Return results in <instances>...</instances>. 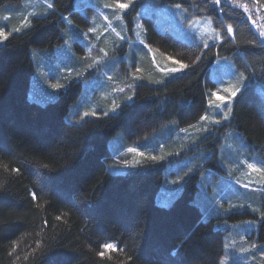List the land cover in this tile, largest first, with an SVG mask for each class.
Returning a JSON list of instances; mask_svg holds the SVG:
<instances>
[{
	"label": "trees",
	"instance_id": "trees-1",
	"mask_svg": "<svg viewBox=\"0 0 264 264\" xmlns=\"http://www.w3.org/2000/svg\"><path fill=\"white\" fill-rule=\"evenodd\" d=\"M24 1L0 0V19L10 17L3 28L10 35L0 45V264H219L226 233L216 226L215 218L204 219L196 202L203 192L199 183L212 174L210 168L224 175L215 150L220 138L221 147L225 145L228 132L242 135L245 153L264 157V96L257 90L258 84H264V41L248 17L239 8L212 0L136 1L127 15L129 27L132 15L143 5H179L189 16L211 18L223 41L203 50L169 31L159 33L154 17L144 16L146 43L188 67L180 73H160L149 63L150 57L141 55L148 58L150 71L143 73L139 63V70L133 68L142 73L141 79L136 77L140 82L133 100L110 112L114 99L110 95L100 99L104 107H98L103 112L76 122L71 108L82 97L81 80L70 81L43 101L29 93L36 62L42 61L40 51L51 50L55 58L54 48L64 46L70 31L80 32L86 22L75 10V0H45L41 14L25 20ZM49 3L53 8H48ZM228 25L233 28L231 37ZM76 50L81 55L74 41L71 63H53L72 64L73 74L78 75V63L83 60ZM217 58L231 60L248 83L232 102L230 118L211 130L210 142L199 144L203 150H212L213 157L200 172H184L175 196L163 204L159 192L169 179L168 164L159 159L186 150L181 147L186 148L191 137L186 141L176 132L173 139L178 144L169 154L161 153L157 143H170V129L194 125L208 115V98L216 87L209 71ZM206 135L202 130L195 136L205 141ZM115 139L122 148H110ZM141 139L155 141L157 159L149 156L138 168L110 172L108 163L117 152ZM203 150L197 148L195 158L211 152ZM261 214L257 241L264 245V208ZM243 218L257 215L244 210L228 216L230 222ZM107 243L123 252L103 249ZM102 250L111 259L99 257Z\"/></svg>",
	"mask_w": 264,
	"mask_h": 264
},
{
	"label": "rangeland",
	"instance_id": "rangeland-1",
	"mask_svg": "<svg viewBox=\"0 0 264 264\" xmlns=\"http://www.w3.org/2000/svg\"><path fill=\"white\" fill-rule=\"evenodd\" d=\"M136 1L139 0H134L132 6L137 4ZM24 2L28 8L25 20L29 16L33 17L41 14L40 5L46 4L45 0H26ZM118 2H127V0L74 1V8L85 20L86 27L81 29L80 32H74L72 29L70 31L71 35L68 36L70 41L66 39L65 45L59 50L58 47L54 48L56 51L55 58H53V52L51 50L45 54L43 50L40 51L42 61L41 63L36 62L35 74L32 78L29 93L30 97L43 101L45 98L54 97L70 81L81 80L82 97L71 108V113L76 116V122H79L86 117L84 116L86 112H95V114L103 112L98 107L103 106V102L100 99H104L110 95H114L111 106L119 105L116 110L122 104L131 102L133 100L134 89L140 82L135 81L137 80L136 77L140 79L142 77V73L138 71L139 68L143 69V73L146 72L148 74L150 71L149 63H153V65H156V67L152 65L155 71L160 73H164L165 71L167 73H173L170 70L179 68L182 63H175L178 60L161 53L158 49L153 46L150 47L146 43L145 30L142 24V17L146 15H152L154 17L155 29L159 33L169 31L185 42L203 46V50L207 49L209 45L214 44L216 41L218 43L223 41L221 33L215 28L211 18L189 16L185 10L177 6L169 5L162 8H152L148 5H143L138 12L139 5H137L134 12L138 13L135 16L134 14L132 15V25L129 27L130 21L127 20V15L132 6L122 12L116 7ZM220 3H226L232 7L239 8L247 17L252 15V18L256 20L257 24L264 25V9L260 8V2L254 3V0H220ZM240 4L248 5L249 11L245 12L242 7L238 6ZM105 5H111V7H106ZM5 17L10 19L9 16L1 18V28L7 26L8 19L5 20ZM250 23L256 30L258 36H260L259 29L251 21ZM90 28L94 29V31L89 32ZM4 32L8 34L5 30ZM217 33L220 34L219 37H217ZM229 36L231 37L232 34H229ZM260 38L264 41V37L260 36ZM0 40H2L0 42L1 45L4 40L2 38ZM74 41L80 47V50H82L81 55L77 54V50L75 51L78 57L80 56V61L83 60V62L78 63L79 67H81V72L78 75L73 74L72 64L69 67H65L64 63H61L64 61L71 63V48H73ZM205 44L208 46L205 47ZM141 55L150 57V61L148 60L149 63L146 60L148 58L141 57ZM55 60L61 62L55 64L53 63ZM133 60L137 61V63H134ZM136 66L138 70L137 68L135 70L133 69ZM45 70L48 72H45ZM183 70L174 73H180ZM209 73L210 78L216 82V87L210 91V97L207 103L210 118L205 114L203 117H206V119L202 120L200 118L196 124L194 123L196 126L187 125L177 129L174 128L176 131L170 129V143H165L164 141L157 143L161 149V153L168 152L169 154L175 152L174 150L178 144L174 143L175 140L173 139L176 132L182 135L186 141L187 138L191 137L188 139L189 144L186 148L181 147L186 150L178 152L175 155L170 154L167 158L159 159L167 160L168 164L166 173L169 179L164 182L159 192V201L163 204H168L167 200L175 196L177 184H181L179 182H181V176L184 175V172L188 175L194 171L200 172L202 166H206L207 161L213 157L212 150H203L202 147H199V144L210 142L208 137L211 135V130L216 131L231 115L230 113L227 120L224 119L227 108L222 106L218 109L216 107L220 103L217 96L228 97L229 92L226 89H231L233 86H240L242 90L248 83L247 77L243 74L244 79L242 80V72L238 71L234 63L227 58H217L211 65ZM53 80L55 82L50 84L49 82H53ZM119 80L121 81L119 82ZM54 84L62 85V87H54L56 89H52L51 86ZM48 85H50V89L47 87ZM257 90L264 96L263 83L258 84ZM129 92L131 93L130 95ZM214 92L217 96L212 95ZM128 97H131V99H128ZM234 99L235 97L230 102L231 106ZM87 106L89 111L87 110ZM108 110L111 112V109ZM215 121L220 122L216 123ZM204 123L206 124L204 125ZM202 130H206L207 133L205 136L207 139L205 141L197 139L195 136L197 132ZM225 136L227 138L225 145L221 147L222 138H220L219 145L215 150L217 151L216 163L219 167L223 168L224 175L219 176L218 174L220 173L210 168L208 173L211 172L212 174L205 175L206 177L203 176L199 183L203 192L197 195L196 202L203 210L204 219L211 220L215 218L216 226L226 233L219 256V264H264V245L257 241V232L262 217L261 213L264 208V173L256 172L248 168V164H255L256 167L264 169V157L259 154L251 155L249 151L245 153L244 149L247 148L245 139L238 132L231 131ZM153 145H155V141L150 142L145 141V139L127 144L128 147L125 146V149L118 151L114 156L115 161L113 160L108 163L109 171L112 173H125L129 169L138 168L139 165L145 163L144 158L148 157V161L150 160L149 156H156V150L159 148L156 147L155 149ZM110 148L112 150H118L122 148V145L115 139L113 140V144L110 145ZM129 148H135L137 151L129 152ZM197 148L211 152H208L203 158H195V156L199 155L196 153ZM191 151H195L194 154ZM139 153H143V155H139ZM137 161L139 163H136ZM175 177L176 180H171ZM214 180L216 184H213L212 181ZM220 205H223L224 209H221ZM253 209H257L258 211H253ZM244 210H249L251 213L257 215V218H243L232 222L229 221L228 216L230 214L243 212ZM244 249H247V251H244Z\"/></svg>",
	"mask_w": 264,
	"mask_h": 264
},
{
	"label": "snow or ice",
	"instance_id": "snow-or-ice-1",
	"mask_svg": "<svg viewBox=\"0 0 264 264\" xmlns=\"http://www.w3.org/2000/svg\"><path fill=\"white\" fill-rule=\"evenodd\" d=\"M133 3H134V0H127V2H118L116 4V7L119 8L123 12V11L129 9L132 6ZM214 3L219 4L220 3V0H214ZM254 3H259V0H254ZM47 6H48V8H53V5L51 3H49ZM105 6L106 7H111V5H105ZM238 6L239 7H242L245 12H248L249 11V6L246 5V4H240ZM259 6H260V8L264 9V3H260ZM177 7H179V5H177ZM4 19L7 20L8 17H5ZM248 19L252 22L253 25H255L259 29L260 36L261 37H264V25L257 24L256 23V20H254L252 18V15H249ZM28 26H29V24H27V23H25L23 25V27H25V28L28 27ZM14 31H17L18 32V31H20V28H16V29H14ZM92 31H94V29H91L90 28L89 29V32H92ZM227 32H228V34H232L233 33V28H232L231 25H228L227 26ZM8 35H10V33L9 34H5L3 28H0V38H2L3 40H6L8 38ZM219 35L220 34L217 33V37H219ZM0 42H2V40H0ZM207 46L208 45L205 44V47H207ZM197 59H199V58H197ZM175 63L180 64L179 61H175ZM89 67H91V65H89ZM187 67H188V65L180 64V67L179 68H173L170 71L174 73V72L181 71V70H183V69H185ZM241 79L242 80L244 79L243 73H241ZM53 87L59 88V87H62V85L57 84V85H53ZM121 91H123V90L121 89ZM226 91L229 92V96L228 97H219V96H217V94L215 92L212 93V95L213 96H217V99L220 101V103L217 104L216 107L218 109H220L222 106L225 107V108H227V113L224 114V119L225 120H227L229 118V115L231 113V103L230 102H231L232 98L236 97L237 94L241 91V87L240 86H233L231 89H226ZM128 99H131V97H128ZM118 107H119V105L114 106L111 109V111L115 112L116 111V108H118ZM89 115H93L94 116L95 115V112H91V113L86 112V113H84V116H89ZM104 115H107V113H104ZM201 119L202 120L203 119H206V117H201ZM215 122L216 123H219L220 121H215ZM128 151L129 152H136L137 150L135 148H129ZM139 155H143V153H139ZM150 159L155 160L157 158L156 157H151ZM136 163H139V161H137ZM133 166H135V165H133ZM45 167H47V166L45 165ZM248 168L249 169H252L253 171H256V172L264 173V169H261V168L256 167L255 164H248ZM13 171L19 172V169H13ZM245 187H247V185H245ZM32 198H33V200L36 199L35 193L32 194ZM253 211H258V210L257 209H253ZM56 219L57 220H60L61 217L60 216H57ZM249 223H251V222H249ZM253 247H255V245H253ZM103 249H109V250H112V251H117L118 250L120 252H123V249H117V246L114 245V244H111V243L104 244L103 245ZM13 251H15V248H13ZM244 251H247V249H244ZM97 255L99 257H101V258H105L107 256V253H106V251H103L102 250V251H99L97 253ZM107 258L108 259H111L110 256H107ZM25 259H27V257H25ZM128 259L130 260L131 257H128Z\"/></svg>",
	"mask_w": 264,
	"mask_h": 264
},
{
	"label": "crops",
	"instance_id": "crops-1",
	"mask_svg": "<svg viewBox=\"0 0 264 264\" xmlns=\"http://www.w3.org/2000/svg\"><path fill=\"white\" fill-rule=\"evenodd\" d=\"M178 128H179V127H178ZM169 135H171V134H169ZM125 148H126V147L124 146L123 149H125ZM123 149H122V150H123Z\"/></svg>",
	"mask_w": 264,
	"mask_h": 264
}]
</instances>
